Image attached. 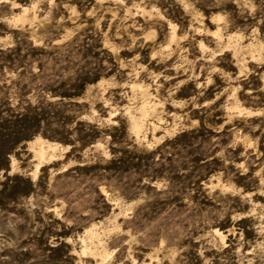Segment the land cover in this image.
<instances>
[{
  "label": "rangeland",
  "instance_id": "374dc122",
  "mask_svg": "<svg viewBox=\"0 0 264 264\" xmlns=\"http://www.w3.org/2000/svg\"><path fill=\"white\" fill-rule=\"evenodd\" d=\"M0 264H264V0H0Z\"/></svg>",
  "mask_w": 264,
  "mask_h": 264
}]
</instances>
